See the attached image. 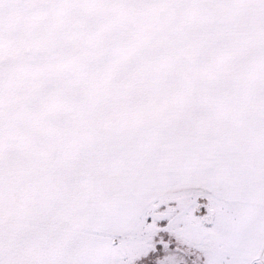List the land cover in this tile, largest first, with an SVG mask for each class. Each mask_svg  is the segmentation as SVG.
Returning <instances> with one entry per match:
<instances>
[{
    "label": "snow or ice",
    "instance_id": "6c2138e0",
    "mask_svg": "<svg viewBox=\"0 0 264 264\" xmlns=\"http://www.w3.org/2000/svg\"><path fill=\"white\" fill-rule=\"evenodd\" d=\"M0 264H264V0H0Z\"/></svg>",
    "mask_w": 264,
    "mask_h": 264
}]
</instances>
